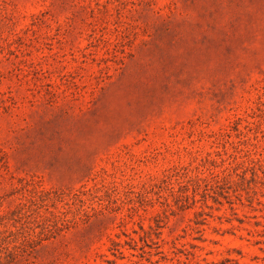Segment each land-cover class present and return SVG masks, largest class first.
Here are the masks:
<instances>
[{
    "label": "rangeland",
    "instance_id": "obj_1",
    "mask_svg": "<svg viewBox=\"0 0 264 264\" xmlns=\"http://www.w3.org/2000/svg\"><path fill=\"white\" fill-rule=\"evenodd\" d=\"M31 199L63 229L3 264H264V0H0V218Z\"/></svg>",
    "mask_w": 264,
    "mask_h": 264
},
{
    "label": "trees",
    "instance_id": "obj_2",
    "mask_svg": "<svg viewBox=\"0 0 264 264\" xmlns=\"http://www.w3.org/2000/svg\"><path fill=\"white\" fill-rule=\"evenodd\" d=\"M35 205V200L31 199L30 201L20 203L19 206L10 212L2 214L3 216L0 218V264H3L4 259H7L9 262L14 261L19 254H21V251L24 253L29 252L32 247L36 246L44 239V236H46L44 235L45 233H51L53 232V229H57L59 231L63 229V226L61 225L64 223L60 221L65 220L57 217V215L56 219L60 220L53 219V221L56 220L54 223L45 221L39 224L38 218L40 216L43 217V214L41 213V210L38 209L39 206L35 208ZM32 211L36 213L38 222L33 224V226H29L26 230L24 227L25 219ZM19 224L22 226L17 231L18 233H16V237L12 239L11 235H13L14 232H12L10 228L12 226L17 227ZM38 227L41 228L40 231H37Z\"/></svg>",
    "mask_w": 264,
    "mask_h": 264
}]
</instances>
